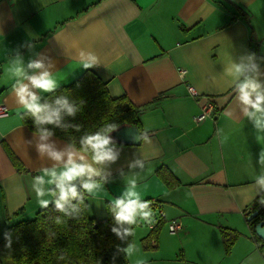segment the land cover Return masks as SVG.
Returning <instances> with one entry per match:
<instances>
[{"label": "crops", "instance_id": "obj_1", "mask_svg": "<svg viewBox=\"0 0 264 264\" xmlns=\"http://www.w3.org/2000/svg\"><path fill=\"white\" fill-rule=\"evenodd\" d=\"M90 53L98 63L84 68ZM36 62L41 67L30 66ZM231 63L244 65L264 90V0H0V241L10 224L41 208L37 190L39 199L54 202L56 183L43 168L55 166L59 175L69 153L82 163V153L66 141L42 138L22 123L27 93L38 97L39 106L48 93L33 88L30 78L47 71L58 88L92 70L110 96L124 94L141 107L145 136L138 145L108 148L115 159L91 176L100 184L95 195L81 187L88 215L106 219L114 199H155L156 213L182 224L176 234L162 230L155 249L142 245L148 232L134 239L125 251L128 263L264 264V250L244 221L264 190V164L258 162L264 131L257 133L240 111L229 86ZM206 100L215 111L195 123ZM3 145L25 170L14 168ZM39 145L47 148L41 153ZM160 166L181 185L169 189L155 173ZM220 226L242 231L227 255Z\"/></svg>", "mask_w": 264, "mask_h": 264}, {"label": "trees", "instance_id": "obj_2", "mask_svg": "<svg viewBox=\"0 0 264 264\" xmlns=\"http://www.w3.org/2000/svg\"><path fill=\"white\" fill-rule=\"evenodd\" d=\"M59 101V103H58ZM66 102L73 109L70 115L62 104ZM58 110V117H53V123L45 120ZM215 111V110H214ZM141 107L134 104L126 95L112 97L106 84L92 70H86L78 78L62 85L42 96L40 111L32 110L21 113L22 123L32 132H51L53 136L66 141L70 146L74 142L76 150L81 148V139L86 135L99 133L110 139L107 148L121 144L110 138L112 131L106 124L134 125L138 128L140 137L145 133L141 129L139 115ZM79 125V130L76 127ZM5 152L17 171L25 170L21 162L9 149L3 145ZM156 175L169 188L181 185L166 166H160ZM85 177L80 179L84 180ZM55 192V188L51 189ZM56 193V192H55ZM86 194L81 192L74 197L67 194V201H61L64 211L56 209L55 201L47 208L38 209L33 218L20 219L8 226L10 247H6L5 237L0 241V254L5 264H129L125 254L126 248L133 243V222L115 221V214L120 211L118 206L107 207V217L97 220L88 215ZM264 190L253 201L250 213L257 210L258 214L248 221L251 238L258 248L264 250V240L255 234V225L264 219ZM145 201L137 204L145 203ZM159 208L157 201L144 209ZM142 209V210H144ZM137 208L134 215L142 211ZM156 222L149 232L141 239L145 249H155L159 231L164 218L156 213ZM132 217V221L133 218ZM59 220V223L57 222ZM116 228L118 236L111 229ZM125 229L128 232H125ZM225 254H229L239 238L240 233L228 227H219Z\"/></svg>", "mask_w": 264, "mask_h": 264}, {"label": "clouds", "instance_id": "obj_3", "mask_svg": "<svg viewBox=\"0 0 264 264\" xmlns=\"http://www.w3.org/2000/svg\"><path fill=\"white\" fill-rule=\"evenodd\" d=\"M32 45H30L31 47ZM81 55L83 53L81 52ZM255 56V54H252ZM251 58V57H250ZM257 59H260L257 57ZM84 68H89L98 63V58L90 53L89 59L83 61ZM34 67H41L39 62H36L33 65ZM257 66L253 64L251 66V71L256 72ZM232 73V79L229 82V86L233 88L236 93V99L238 104L240 105V111L242 112L243 116H245L249 121L253 123V127L257 133L264 131V90L261 89V84L256 80L253 76L250 78L248 74H245L247 69L242 64L231 63L228 69ZM243 76V79L240 77ZM30 83L33 88L39 89L41 92H51L57 87V80L54 79L52 76L49 75L47 71L41 73L39 76H33L30 78ZM27 92V86L20 89L21 99H23V94ZM29 100L24 101L22 108H27L34 112L40 111V106L35 103L38 99L36 95L32 93H27ZM59 103V101H58ZM62 107L67 109V112L71 115L73 113V109L68 107L66 102L62 104ZM53 117H58V110L53 112L51 116L45 117V120L49 123H53ZM108 131H116L118 129V125L115 123L106 124ZM76 130H79V125L75 126ZM48 135H52L51 132H42V138H46ZM81 148L77 151L82 153L79 156V159L82 163H76L72 157L73 153L68 154V160L63 165L62 171L60 174L57 175L55 166H53V170H48L43 168L41 171L42 173L48 174L52 177L49 183H56L57 187L60 189V196L59 200L55 201L56 209L58 211H64V205L61 201H67V194L71 193L74 197L76 196L75 186L72 185L70 182L78 180L81 177L87 176L88 179L81 180V187L82 189L88 193V195H95L92 193L93 188L100 187L98 182L92 181L91 176L98 175V167L99 165L103 164L105 161L114 160L115 157L112 155L111 150L106 147L110 143V139L106 136H101L99 133L95 135H86L84 136L81 141ZM71 146H75L74 142L71 143ZM47 148L46 145H39L38 151L41 153ZM54 160L59 161L61 159L60 153L52 152L50 153ZM259 163L264 164V151L259 154ZM93 165L96 167L94 168ZM35 178V177H34ZM67 186V192H65V187ZM43 195L37 190V202L41 208L46 209L48 205V200H41L39 196ZM55 192H50V196H54ZM129 195H134L133 193H129ZM86 198V197H85ZM261 202L264 203V198L261 199ZM152 201L146 200L145 203L137 204L135 200H131L128 203H124L122 200L114 199L111 202L116 206L120 207V211L115 214V221L117 223L121 222H128L132 223V217L135 213L136 209H144L151 204ZM110 205V211L111 209ZM87 207V206H86ZM150 213H154L153 209L150 212H144L143 216L148 217ZM59 223V220H57ZM154 223L152 220L149 225ZM115 232L118 236L120 232L116 228L111 229ZM127 233L128 230L125 229ZM5 239L7 241L6 247H10L11 241L9 240V233H5ZM126 251V250H125ZM127 256V254H126Z\"/></svg>", "mask_w": 264, "mask_h": 264}, {"label": "water", "instance_id": "obj_4", "mask_svg": "<svg viewBox=\"0 0 264 264\" xmlns=\"http://www.w3.org/2000/svg\"><path fill=\"white\" fill-rule=\"evenodd\" d=\"M110 138L114 141H117L121 144L125 145H138L140 143L141 137L139 130L134 125H121L118 127L116 131H112L110 133ZM72 185L75 186L76 194L81 192L80 181L75 180L70 182ZM57 194L56 197L60 196V189L57 187ZM65 192H67V186L65 187ZM71 194V193H68ZM258 214V211L255 210L247 217V221L251 220L254 216ZM255 234L262 240H264V219H261L255 225Z\"/></svg>", "mask_w": 264, "mask_h": 264}, {"label": "built area", "instance_id": "obj_5", "mask_svg": "<svg viewBox=\"0 0 264 264\" xmlns=\"http://www.w3.org/2000/svg\"><path fill=\"white\" fill-rule=\"evenodd\" d=\"M185 72L186 71L184 69H180V74L181 75H184ZM188 92L192 96H198L197 92L191 86H188ZM214 109H215V107H214V104H213V102L211 100L204 101V103L201 104L200 112L192 117L193 121L195 123L202 122L205 118L211 116L214 113ZM4 111H5L4 110V107H2L0 105V113H3ZM150 201L155 202L156 200L155 199H151ZM159 213H160V216H162L161 211ZM152 226H153V223L150 224V227H152ZM181 229H182L181 222H179L177 220H171V221H169V224H168V232L170 234H176Z\"/></svg>", "mask_w": 264, "mask_h": 264}, {"label": "rangeland", "instance_id": "obj_6", "mask_svg": "<svg viewBox=\"0 0 264 264\" xmlns=\"http://www.w3.org/2000/svg\"><path fill=\"white\" fill-rule=\"evenodd\" d=\"M144 212H150V210L149 209H144L141 212H139L138 214L134 215V217H133L134 218L133 219V228H132L133 229V240L134 239L138 240V238H141V236L146 234V232H149V230H150L149 228L150 227H149L148 223H150L152 220H154V222H156L155 221V219L157 218L156 213H150V215L148 217H144L143 216ZM247 217L248 216H246V218H244V221H245V223H246V225L248 227L247 228L248 229V233L250 234V237H251L252 235H251V230H250V228L248 226ZM168 224H169L168 221H164V223H163V225H162V227H161V229L159 231V234H160V232L162 230L166 231L168 229ZM239 233L241 235L242 231H239Z\"/></svg>", "mask_w": 264, "mask_h": 264}]
</instances>
